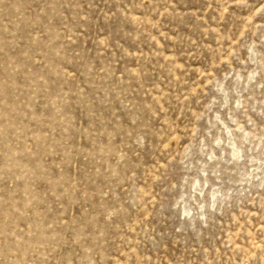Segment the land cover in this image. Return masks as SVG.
<instances>
[{"label": "rangeland", "instance_id": "374dc122", "mask_svg": "<svg viewBox=\"0 0 264 264\" xmlns=\"http://www.w3.org/2000/svg\"><path fill=\"white\" fill-rule=\"evenodd\" d=\"M0 264H264V0H0Z\"/></svg>", "mask_w": 264, "mask_h": 264}]
</instances>
